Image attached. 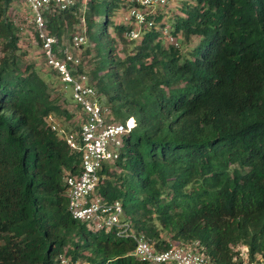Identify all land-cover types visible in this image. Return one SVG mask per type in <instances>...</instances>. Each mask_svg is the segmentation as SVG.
I'll return each mask as SVG.
<instances>
[{"label":"trees","instance_id":"16d2710c","mask_svg":"<svg viewBox=\"0 0 264 264\" xmlns=\"http://www.w3.org/2000/svg\"><path fill=\"white\" fill-rule=\"evenodd\" d=\"M10 2L0 0V264H58L59 253L146 264L131 238L68 214L63 177L78 171L80 153L44 120L50 113L76 130L81 114L49 67L45 81L16 54L21 26L6 15ZM135 6L87 0L80 17L77 7L44 14L62 48L83 20L78 71L112 122H135L119 156L102 165L95 194L118 201L123 220L156 250L197 242L212 264L264 260V0H193L172 18L177 46L161 41L164 8L134 39L124 36L131 23L107 33L116 8ZM191 36L187 58L177 39Z\"/></svg>","mask_w":264,"mask_h":264},{"label":"built area","instance_id":"2783aa9c","mask_svg":"<svg viewBox=\"0 0 264 264\" xmlns=\"http://www.w3.org/2000/svg\"><path fill=\"white\" fill-rule=\"evenodd\" d=\"M87 0H22L27 6L44 64L52 70L63 91L70 89L69 100L79 107L81 119L77 129H66L53 114L45 116L46 126L60 137L70 150L80 153L78 171L63 177L66 209L74 220L85 222L93 230L114 229V237L131 238L134 242L132 255L146 264H212L197 248V242L173 245L165 250L154 249L142 235H136L130 224L122 218V208L118 201L106 202L95 194L101 179L100 169L104 163L115 160L121 150L122 138L134 126L132 117L123 123L110 120L109 109L100 100L97 91L85 72L78 71L80 58L70 49L77 50L86 41L83 32L74 33L65 47H60L45 28V13L59 12L84 7ZM136 6L128 8L121 15V23H131L124 36L134 39L140 29L155 25L150 18L155 9L165 8L174 0H131ZM164 40L177 46L175 37L167 26L161 28ZM58 264H90L80 259L59 253ZM241 264H264V260H254Z\"/></svg>","mask_w":264,"mask_h":264},{"label":"rangeland","instance_id":"374dc122","mask_svg":"<svg viewBox=\"0 0 264 264\" xmlns=\"http://www.w3.org/2000/svg\"><path fill=\"white\" fill-rule=\"evenodd\" d=\"M192 3H193V0H174L171 4L167 5V7L163 9V13H164L163 19H164V23L166 24L167 28L170 29V26L172 25V18L174 21V16L177 14L180 15L182 13L180 12V8L185 5H191ZM83 9L84 7H82L77 13L78 17L81 16ZM119 11L120 10L116 8L114 10V13H112V15L108 18V22L106 24V31L112 36L115 34L113 30V25L115 23L120 22L121 15L124 13V12L122 13V11L120 12ZM28 14L30 15V12L27 6L21 0H11L6 10V15L9 18L13 19L15 23H18L21 26L20 31L18 33L19 35L18 41H17L18 49L16 50V54L21 58L23 63L32 64L36 68V70L40 73V76L45 81H48V79L50 80V78H49V75L45 73L47 71V68L45 67L42 56L39 52V47L36 45L33 39L31 28L29 27L30 23L28 20V16H29ZM98 21L99 19H96V22ZM76 26L77 27L72 29L70 32L72 33L84 32L83 20H80V24ZM163 39L164 37L161 39L162 42H163ZM177 41L179 42V47H178L179 53L182 54V56H186L188 58L189 51L192 49V47L197 42V37L191 36L190 39L186 43H184L181 40V37L180 38L178 37ZM64 43L67 44V40H64ZM86 45H88V41L85 42V44H83V47L80 50L77 49L75 52L83 51ZM69 50L74 51V49H70V48ZM64 94H65L66 99L69 100L68 95L70 94V89L69 88L65 89ZM59 120L64 126H68V122H64L60 118Z\"/></svg>","mask_w":264,"mask_h":264}]
</instances>
